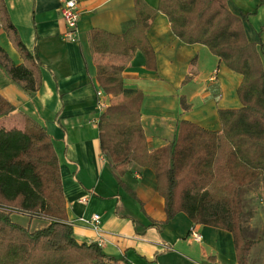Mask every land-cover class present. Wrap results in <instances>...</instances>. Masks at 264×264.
<instances>
[{
	"label": "crops",
	"instance_id": "obj_1",
	"mask_svg": "<svg viewBox=\"0 0 264 264\" xmlns=\"http://www.w3.org/2000/svg\"><path fill=\"white\" fill-rule=\"evenodd\" d=\"M3 1L0 45L5 53H0V93L14 109L0 116V127L23 129L24 114H28L52 137L74 236L79 241L99 243L116 259L111 264H237L229 230L195 223L184 211L163 222L165 199L158 192L153 169L130 162L121 173L101 150L99 117L117 97L106 93L97 80V64L106 55L95 52L90 30L99 27L125 33L136 22L135 0H77L76 41L63 37L66 25L61 6L66 0ZM145 1L153 7L159 3ZM228 5L243 16L247 38L257 43L264 62V2L228 0ZM5 14L32 58L22 54L7 30ZM147 36L155 51L154 67L147 64L141 50L133 56L111 58L125 65V87L141 89L144 94L141 122L149 149L173 141L182 119L221 130L219 109L242 105L238 95L242 74L228 68L206 45L183 42L163 12L156 14ZM11 63L35 71L37 90L28 91L25 82L12 79ZM181 95L190 104L187 110L181 106ZM94 213L101 216L100 230L88 221ZM257 214L253 209L254 220L244 219L246 234L256 239L249 264H264V233ZM193 226L202 235L200 241L189 236Z\"/></svg>",
	"mask_w": 264,
	"mask_h": 264
},
{
	"label": "trees",
	"instance_id": "obj_2",
	"mask_svg": "<svg viewBox=\"0 0 264 264\" xmlns=\"http://www.w3.org/2000/svg\"><path fill=\"white\" fill-rule=\"evenodd\" d=\"M135 7L136 22L125 33L90 30L95 52L106 55L97 64V80L106 93L117 97L99 117L101 150L121 173L130 162L153 169L158 192L165 199L163 222L184 211L195 223L229 230L237 264H249L256 239L244 229V192L259 185L264 203L260 49L248 40L243 16L231 11L228 0H159L157 7L135 0ZM0 8L4 10L3 0ZM158 12L167 15L173 33L183 42L206 45L228 68L242 74L238 87L242 105L219 109L221 130L182 119L173 141L150 150L141 122L144 94L125 87V65L113 62L111 55L133 56L141 50L154 67L155 51L147 31ZM4 22L22 54L32 58L6 14ZM0 53H5L1 45ZM9 73L25 82L28 91L37 90L38 75L31 67L11 63ZM180 103L184 110L190 108L184 95ZM13 109L14 104L0 93V116ZM24 117L23 129L0 127V264H111L116 259L99 243L74 236L53 139L35 118ZM14 215H27L29 220L23 223ZM34 217L46 218L47 225L33 228Z\"/></svg>",
	"mask_w": 264,
	"mask_h": 264
},
{
	"label": "built area",
	"instance_id": "obj_3",
	"mask_svg": "<svg viewBox=\"0 0 264 264\" xmlns=\"http://www.w3.org/2000/svg\"><path fill=\"white\" fill-rule=\"evenodd\" d=\"M61 14L64 19L66 29L63 32V37L69 41H76L78 39V21L79 12L77 0H66L61 6ZM85 220V218H82ZM87 221V220H86ZM88 221L92 224L95 230H100L101 216L99 213H94ZM190 238L196 241L202 239L201 233L193 226L190 229Z\"/></svg>",
	"mask_w": 264,
	"mask_h": 264
},
{
	"label": "rangeland",
	"instance_id": "obj_4",
	"mask_svg": "<svg viewBox=\"0 0 264 264\" xmlns=\"http://www.w3.org/2000/svg\"><path fill=\"white\" fill-rule=\"evenodd\" d=\"M255 186L244 192V196H245V200H246V206H245L246 219L248 221H252L253 218H251V216H252L253 209L255 211L257 210L258 214L256 216V221H259L258 226L261 230H263V233H264V205H263L264 203L262 204L263 201H261L259 185H255ZM257 200L259 202L258 206L254 207ZM14 217H16L17 220H19L23 223H27V221L29 220V217L27 215H24V216L14 215ZM47 223H48V220L46 218L34 217L32 220V227L33 228L43 227V226L47 225ZM248 225L251 227V226H253V223H249ZM254 234L256 236L259 235L256 232Z\"/></svg>",
	"mask_w": 264,
	"mask_h": 264
}]
</instances>
